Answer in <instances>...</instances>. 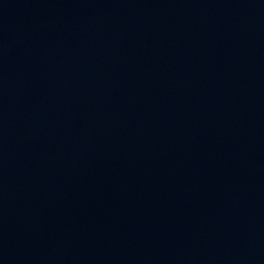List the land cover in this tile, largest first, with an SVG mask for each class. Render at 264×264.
I'll return each instance as SVG.
<instances>
[{"label":"water","instance_id":"1","mask_svg":"<svg viewBox=\"0 0 264 264\" xmlns=\"http://www.w3.org/2000/svg\"><path fill=\"white\" fill-rule=\"evenodd\" d=\"M0 264H264V0H0Z\"/></svg>","mask_w":264,"mask_h":264}]
</instances>
